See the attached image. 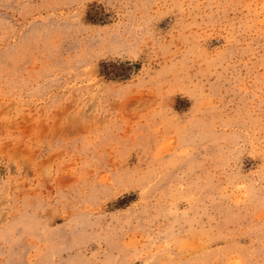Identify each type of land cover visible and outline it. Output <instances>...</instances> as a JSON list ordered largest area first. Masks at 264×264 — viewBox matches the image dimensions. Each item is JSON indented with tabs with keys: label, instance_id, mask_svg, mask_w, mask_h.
Listing matches in <instances>:
<instances>
[{
	"label": "rangeland",
	"instance_id": "1",
	"mask_svg": "<svg viewBox=\"0 0 264 264\" xmlns=\"http://www.w3.org/2000/svg\"><path fill=\"white\" fill-rule=\"evenodd\" d=\"M0 264H264V0H0Z\"/></svg>",
	"mask_w": 264,
	"mask_h": 264
}]
</instances>
